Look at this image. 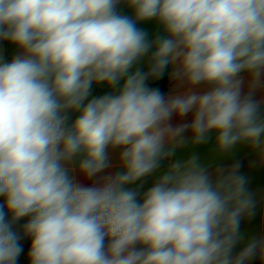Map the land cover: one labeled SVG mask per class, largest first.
I'll return each instance as SVG.
<instances>
[{"label": "clouds", "instance_id": "9594fccd", "mask_svg": "<svg viewBox=\"0 0 264 264\" xmlns=\"http://www.w3.org/2000/svg\"><path fill=\"white\" fill-rule=\"evenodd\" d=\"M0 42L16 49L0 57V264L22 252L5 207L30 217V264H264L239 163L171 159L215 133L218 154L243 143L264 160V0H0ZM173 65L182 90L165 96L149 82ZM108 149L122 171L70 175L78 156L103 171Z\"/></svg>", "mask_w": 264, "mask_h": 264}, {"label": "crops", "instance_id": "0c3cea01", "mask_svg": "<svg viewBox=\"0 0 264 264\" xmlns=\"http://www.w3.org/2000/svg\"><path fill=\"white\" fill-rule=\"evenodd\" d=\"M149 30L150 33H155L157 26L155 23H147L140 25ZM16 52L15 46L9 44L8 42H0V57L3 58L5 62H10ZM175 66H169L168 72L172 71ZM95 87L100 88L107 93L110 89L104 84H93ZM174 90L180 91L182 89H177V82L170 80L168 77V90L165 96L173 94ZM258 98H264V92L258 94ZM78 113H69V119L67 121L70 126L74 120L77 118ZM193 118V114L189 113L183 118L173 117L172 123L178 125L181 123H190ZM190 135V133H186ZM211 139L205 145H200L193 147L191 145H186L183 147L176 148L172 160H185L189 158L191 154L198 153L202 163L210 165V170L214 171L216 168H230L233 164L239 163L240 173L244 174L248 179L249 190L256 193V199L258 201L257 207L255 209V216L250 221L242 222V229L250 233L264 235V160L260 158V153L252 150L247 144H238L228 153L218 154L215 151V133L210 134ZM171 145H166V148H170ZM108 167H106L100 173H97L94 177H86L84 174L78 171V164L82 156L75 158L72 165L74 169L70 175H72L75 180L85 186L99 185L102 183V178L108 175H115L117 172L122 171L120 167V162L118 159V154L120 149H108ZM168 161L165 162L161 172L167 167ZM160 173H155L149 176L144 183L142 190H146L150 187L157 176ZM5 204V197H0V205ZM6 213V220L12 223V230L16 232L19 237V244L22 247V252L20 253L17 264H30V259L28 253L31 247V237L25 235L24 225L29 221L30 217H23L17 221H12V213L4 208ZM243 247V244L237 245L235 252H238ZM250 264H261L257 260H253Z\"/></svg>", "mask_w": 264, "mask_h": 264}, {"label": "trees", "instance_id": "16d2710c", "mask_svg": "<svg viewBox=\"0 0 264 264\" xmlns=\"http://www.w3.org/2000/svg\"><path fill=\"white\" fill-rule=\"evenodd\" d=\"M167 73H168V69L166 70L165 76L162 77L160 80L149 82L150 87L158 88L162 92V94H164V95L167 93V90H168V74ZM91 94L93 96H101V95H104L106 93L104 90L97 88L94 85H92Z\"/></svg>", "mask_w": 264, "mask_h": 264}]
</instances>
